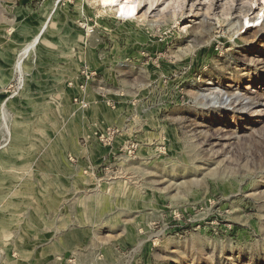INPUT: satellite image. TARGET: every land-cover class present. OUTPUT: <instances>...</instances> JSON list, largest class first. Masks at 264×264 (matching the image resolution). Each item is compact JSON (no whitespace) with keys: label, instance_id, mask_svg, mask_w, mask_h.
Wrapping results in <instances>:
<instances>
[{"label":"rangeland","instance_id":"obj_1","mask_svg":"<svg viewBox=\"0 0 264 264\" xmlns=\"http://www.w3.org/2000/svg\"><path fill=\"white\" fill-rule=\"evenodd\" d=\"M0 264H264V0H0Z\"/></svg>","mask_w":264,"mask_h":264},{"label":"bare ground","instance_id":"obj_2","mask_svg":"<svg viewBox=\"0 0 264 264\" xmlns=\"http://www.w3.org/2000/svg\"><path fill=\"white\" fill-rule=\"evenodd\" d=\"M101 3L117 6V13L126 20L134 19L138 11V0H101Z\"/></svg>","mask_w":264,"mask_h":264}]
</instances>
